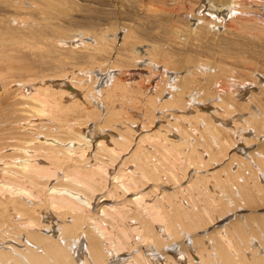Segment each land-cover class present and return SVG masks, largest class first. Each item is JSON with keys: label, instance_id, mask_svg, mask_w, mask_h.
I'll return each instance as SVG.
<instances>
[{"label": "bare ground", "instance_id": "obj_1", "mask_svg": "<svg viewBox=\"0 0 264 264\" xmlns=\"http://www.w3.org/2000/svg\"><path fill=\"white\" fill-rule=\"evenodd\" d=\"M0 18V264H264V0Z\"/></svg>", "mask_w": 264, "mask_h": 264}, {"label": "rangeland", "instance_id": "obj_2", "mask_svg": "<svg viewBox=\"0 0 264 264\" xmlns=\"http://www.w3.org/2000/svg\"><path fill=\"white\" fill-rule=\"evenodd\" d=\"M92 16V15H91ZM130 17V18H129ZM1 19V18H0ZM121 19H126V23H133L132 25L133 26H138V25H140V23H139V20L138 19H134L133 18V16H126V17H124V18H121ZM131 19V20H130ZM102 21V22H101ZM114 21V18L113 19H109V18H100V20L98 21V23H99V25H100V28H103V26L102 25H104L105 26V24L107 25V24H109V23H112ZM125 22H123V23H125ZM229 64V66H231V67H233V68H235L236 69V71L238 70V72H239V68H240V63L239 64H237L238 63V61H237V63H236V61L234 62V61H230V60H228L227 61ZM234 62V63H233ZM198 87V86H197ZM201 87V86H200ZM196 91V90H195ZM191 92L193 95H196V92H198V91H196V92ZM211 235H213L212 234V231H208V232H204V233H202L201 234V236H205L206 237V242L208 241V238H209V236H211ZM191 244H193L196 240L194 239V237H193V234H191Z\"/></svg>", "mask_w": 264, "mask_h": 264}]
</instances>
